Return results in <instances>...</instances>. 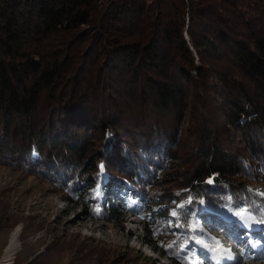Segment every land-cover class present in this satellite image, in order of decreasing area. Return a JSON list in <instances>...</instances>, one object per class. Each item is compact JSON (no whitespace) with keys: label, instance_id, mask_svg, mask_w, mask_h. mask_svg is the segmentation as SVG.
I'll return each mask as SVG.
<instances>
[{"label":"trees","instance_id":"obj_1","mask_svg":"<svg viewBox=\"0 0 264 264\" xmlns=\"http://www.w3.org/2000/svg\"><path fill=\"white\" fill-rule=\"evenodd\" d=\"M0 158L89 216L156 210L174 264L213 216L264 231V0H0Z\"/></svg>","mask_w":264,"mask_h":264},{"label":"rangeland","instance_id":"obj_2","mask_svg":"<svg viewBox=\"0 0 264 264\" xmlns=\"http://www.w3.org/2000/svg\"><path fill=\"white\" fill-rule=\"evenodd\" d=\"M174 147L180 154L178 142ZM36 170L0 158V264H146V255L156 264H174L155 240L149 217L156 210L140 208L134 214L124 210L115 220L89 216L85 206L67 201ZM256 185L264 192V182ZM233 227L239 228L231 221L220 222L218 236ZM202 248L204 252L199 247L197 251L205 257L209 249ZM263 251L255 250L260 255L253 254L254 259L243 264H264ZM215 252L216 260L221 259ZM211 254L206 257L213 264Z\"/></svg>","mask_w":264,"mask_h":264},{"label":"snow or ice","instance_id":"obj_3","mask_svg":"<svg viewBox=\"0 0 264 264\" xmlns=\"http://www.w3.org/2000/svg\"><path fill=\"white\" fill-rule=\"evenodd\" d=\"M208 182H209V183H212L211 180H209ZM245 213H246V210H245V209H240L239 211H237V212L235 213V215H236L237 217H240V218L243 220V222L245 223V225H247V224H248V220L244 219V217H245ZM175 214H176L175 212L172 213V215H175ZM197 242H198V243H203L202 241H197ZM214 251H227V250H223V249L221 248L220 242L217 240V241H216V248L214 249ZM223 258H227V257H223Z\"/></svg>","mask_w":264,"mask_h":264},{"label":"bare ground","instance_id":"obj_4","mask_svg":"<svg viewBox=\"0 0 264 264\" xmlns=\"http://www.w3.org/2000/svg\"><path fill=\"white\" fill-rule=\"evenodd\" d=\"M8 248H10V247H8ZM212 253V254H211ZM211 253H209V254H211V258L210 259H212L213 258V256L215 257V255L214 254H216L215 252H211ZM223 256L224 257H227V258H225V261L226 262H230V257L227 255V254H223ZM213 263V262H212Z\"/></svg>","mask_w":264,"mask_h":264}]
</instances>
